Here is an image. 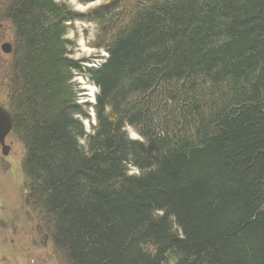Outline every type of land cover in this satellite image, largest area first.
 <instances>
[{
    "label": "trees",
    "instance_id": "1",
    "mask_svg": "<svg viewBox=\"0 0 264 264\" xmlns=\"http://www.w3.org/2000/svg\"><path fill=\"white\" fill-rule=\"evenodd\" d=\"M69 1H0L35 230L64 264H264V0ZM84 19L94 68L68 39Z\"/></svg>",
    "mask_w": 264,
    "mask_h": 264
},
{
    "label": "rangeland",
    "instance_id": "2",
    "mask_svg": "<svg viewBox=\"0 0 264 264\" xmlns=\"http://www.w3.org/2000/svg\"><path fill=\"white\" fill-rule=\"evenodd\" d=\"M103 2L81 5L70 0L68 5L72 11L85 15ZM95 30V26L89 19H84L72 23L68 33V39L75 43L72 57L77 61H82L83 67H97L106 57L104 51H97L90 45ZM11 36L10 27L7 23L1 22L0 46L8 43ZM9 59V55H4L0 51V106L7 102L9 81L5 70L9 65ZM74 82L76 89L81 91L79 104L89 117L83 121L84 128L87 133H90L91 127L95 125L92 108L98 91L83 77L75 76ZM127 134L132 140L139 139L130 128ZM6 145L9 146L6 156L2 155L0 149V264H64L53 254L50 240L45 239L43 233L35 230L36 217L23 199L25 179L22 172L23 147L11 136L7 137ZM135 172L130 169L131 174Z\"/></svg>",
    "mask_w": 264,
    "mask_h": 264
},
{
    "label": "water",
    "instance_id": "3",
    "mask_svg": "<svg viewBox=\"0 0 264 264\" xmlns=\"http://www.w3.org/2000/svg\"><path fill=\"white\" fill-rule=\"evenodd\" d=\"M1 53L9 55L11 52V46L8 43H4L0 47ZM13 120L10 113L2 106H0V149L3 156H6L9 151V146L5 141L12 131Z\"/></svg>",
    "mask_w": 264,
    "mask_h": 264
}]
</instances>
